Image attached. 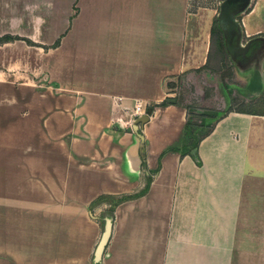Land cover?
Segmentation results:
<instances>
[{
  "label": "crops",
  "instance_id": "crops-1",
  "mask_svg": "<svg viewBox=\"0 0 264 264\" xmlns=\"http://www.w3.org/2000/svg\"><path fill=\"white\" fill-rule=\"evenodd\" d=\"M189 5L0 0V37L21 38L0 44V264H97L102 218L149 175L114 206L98 263L264 264L261 79L199 141V163L167 150L187 121L159 106L167 82L211 60ZM240 24L264 42V0Z\"/></svg>",
  "mask_w": 264,
  "mask_h": 264
},
{
  "label": "rangeland",
  "instance_id": "rangeland-1",
  "mask_svg": "<svg viewBox=\"0 0 264 264\" xmlns=\"http://www.w3.org/2000/svg\"><path fill=\"white\" fill-rule=\"evenodd\" d=\"M221 1L190 0L189 5V17L197 20V26H202L203 32L210 35V66L200 70H185L181 75L167 82L168 92L173 93L172 101L187 107L189 116L193 118L208 111L249 107L250 99L256 93L253 89L257 80L260 78L262 82L260 86L264 85V65L261 64V59L252 63L253 65L249 64L250 66L240 75L234 71L224 53L220 34L215 26V17ZM240 19L241 15L238 16V20ZM245 39L243 36V41ZM225 97H228L229 101Z\"/></svg>",
  "mask_w": 264,
  "mask_h": 264
},
{
  "label": "trees",
  "instance_id": "trees-1",
  "mask_svg": "<svg viewBox=\"0 0 264 264\" xmlns=\"http://www.w3.org/2000/svg\"><path fill=\"white\" fill-rule=\"evenodd\" d=\"M238 19V17H237ZM240 23V20H238ZM215 26L216 29L218 30L219 34H220V39H221V45H222V49L224 48V41H223V37L221 34V31L218 28V24H217V20L215 19ZM259 37H253L252 39L256 40ZM15 39H21L20 37H12V36H3L0 37V44L5 43V42H9L11 40H15ZM28 45H32V46H37V44L33 43L32 41H30L29 39H25L22 38ZM59 41H57L52 47H55L58 44ZM224 51V49H223ZM225 99L227 101H229L228 97H225ZM168 104H175V102L172 101L171 98H167L165 99L163 102L160 103L159 106H166ZM154 106L149 107V112L148 115L151 113L152 108ZM185 109L187 110V121L184 125V129H183V143L181 145L180 148H175V147H171L167 150H175L180 152L182 155H190L197 163H199V159H198V155H197V146L199 144V141L202 139L203 136H205L213 127V125L215 124V122H217L221 117H223L224 115H226L228 112L232 111L233 109L231 108H226L225 110L222 111H208L207 113L201 114L199 117L197 118H193L191 116H189L188 113V109L187 107H185ZM138 133H140V131H138ZM145 166V164L143 163V167ZM151 175L146 177V183L145 186L143 188V190L139 193H137L136 195H128V196H121L120 198H118L115 203L111 204V208L108 212V216L111 220H113V208L116 205V203L125 200V199H129L132 197H137L139 195L144 194L148 187L149 184L151 182ZM104 199V196H99L96 200H102ZM104 220L102 218L101 220V226H103ZM100 264V263H97Z\"/></svg>",
  "mask_w": 264,
  "mask_h": 264
},
{
  "label": "water",
  "instance_id": "water-1",
  "mask_svg": "<svg viewBox=\"0 0 264 264\" xmlns=\"http://www.w3.org/2000/svg\"><path fill=\"white\" fill-rule=\"evenodd\" d=\"M251 0H222L217 12V24L226 44L236 42L241 46L242 31L237 17L244 13L250 6ZM149 112V108L147 109ZM138 117L133 129L136 132L139 127L148 121V113ZM112 221L110 218L104 220L102 233L94 251V263L101 260L104 248L109 240Z\"/></svg>",
  "mask_w": 264,
  "mask_h": 264
},
{
  "label": "flooded vegetation",
  "instance_id": "flooded-vegetation-1",
  "mask_svg": "<svg viewBox=\"0 0 264 264\" xmlns=\"http://www.w3.org/2000/svg\"><path fill=\"white\" fill-rule=\"evenodd\" d=\"M224 41V40H223ZM224 53L230 60L234 71L240 75L255 61H261L264 65V42L254 39H245L238 46L236 42L226 44L224 42ZM261 55L263 57L261 58ZM250 64V65H249ZM253 65V64H252Z\"/></svg>",
  "mask_w": 264,
  "mask_h": 264
},
{
  "label": "built area",
  "instance_id": "built-area-1",
  "mask_svg": "<svg viewBox=\"0 0 264 264\" xmlns=\"http://www.w3.org/2000/svg\"><path fill=\"white\" fill-rule=\"evenodd\" d=\"M134 112H135V116L140 115V112H139V108L138 107H135Z\"/></svg>",
  "mask_w": 264,
  "mask_h": 264
}]
</instances>
